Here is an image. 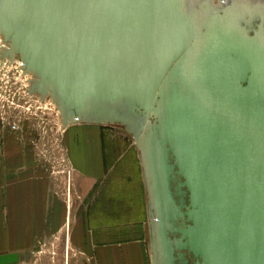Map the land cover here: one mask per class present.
Listing matches in <instances>:
<instances>
[{
	"label": "water",
	"instance_id": "water-1",
	"mask_svg": "<svg viewBox=\"0 0 264 264\" xmlns=\"http://www.w3.org/2000/svg\"><path fill=\"white\" fill-rule=\"evenodd\" d=\"M0 36L65 127L133 136L152 264H264V1L0 0Z\"/></svg>",
	"mask_w": 264,
	"mask_h": 264
},
{
	"label": "crops",
	"instance_id": "crops-1",
	"mask_svg": "<svg viewBox=\"0 0 264 264\" xmlns=\"http://www.w3.org/2000/svg\"><path fill=\"white\" fill-rule=\"evenodd\" d=\"M97 125L76 123L62 138L74 176L70 194L76 183L85 188L66 198L58 176L0 123V264L65 235L91 249L94 264H152L140 153L131 138H105Z\"/></svg>",
	"mask_w": 264,
	"mask_h": 264
},
{
	"label": "rangeland",
	"instance_id": "rangeland-1",
	"mask_svg": "<svg viewBox=\"0 0 264 264\" xmlns=\"http://www.w3.org/2000/svg\"><path fill=\"white\" fill-rule=\"evenodd\" d=\"M2 46L7 45L0 36V52ZM34 80L36 77L33 74H26L22 69L18 57L14 62L0 57V123L15 132L33 149L34 157L58 176L59 192L64 197L78 198L85 188L78 186L76 178V184L72 188L75 191L70 194L74 176L66 160L62 139L67 134V128L74 123L64 126V116L52 96L43 100L38 94L31 95L30 89ZM96 127L100 128L105 138L134 140L120 124H98ZM63 237H49L28 257L13 264H94V253L91 249L69 242V235Z\"/></svg>",
	"mask_w": 264,
	"mask_h": 264
},
{
	"label": "flooded vegetation",
	"instance_id": "flooded-vegetation-1",
	"mask_svg": "<svg viewBox=\"0 0 264 264\" xmlns=\"http://www.w3.org/2000/svg\"><path fill=\"white\" fill-rule=\"evenodd\" d=\"M215 3H217V2H215ZM186 258L188 260V263L187 264H195V260L192 258V256L190 254H188V255L186 254ZM176 263L177 264H183L182 261H180V260H178Z\"/></svg>",
	"mask_w": 264,
	"mask_h": 264
}]
</instances>
